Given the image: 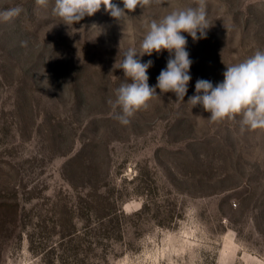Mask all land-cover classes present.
<instances>
[{"label":"rangeland","instance_id":"1","mask_svg":"<svg viewBox=\"0 0 264 264\" xmlns=\"http://www.w3.org/2000/svg\"><path fill=\"white\" fill-rule=\"evenodd\" d=\"M198 2L153 0L120 20L102 5L66 26L54 0H0L20 9L0 21V264H264V129L188 102L197 79L215 86L264 50V0H205L184 101L157 89L129 124L115 118L123 51ZM168 55L141 57L150 86Z\"/></svg>","mask_w":264,"mask_h":264},{"label":"clouds","instance_id":"2","mask_svg":"<svg viewBox=\"0 0 264 264\" xmlns=\"http://www.w3.org/2000/svg\"><path fill=\"white\" fill-rule=\"evenodd\" d=\"M39 2L47 5L48 0ZM152 2L120 0L123 5L120 7L114 0H54L52 10L64 25L72 26L85 16L93 15L102 5L111 17L120 20L127 15L125 10L130 12L138 5ZM19 12L16 7L0 10V21L9 20ZM209 26L205 0H199L195 6L173 9L148 23L140 50L127 48L119 62V69L127 78L115 89L114 107L118 109L115 118L121 124H129L138 110L147 108L153 97L160 96L157 89L160 94L173 93L175 101H184L193 63L187 50V38L190 36L193 41L205 38ZM162 50L169 53L166 66L156 77L155 85L150 86L147 69L153 61H142L141 57L151 56L153 52L159 55ZM222 75V81L215 86L210 80L197 79L195 94L188 98L191 106L201 105L213 122L235 119L239 115L241 132L248 128L264 129V50L257 49L243 61L226 65Z\"/></svg>","mask_w":264,"mask_h":264}]
</instances>
